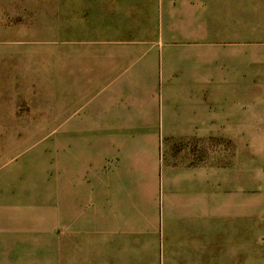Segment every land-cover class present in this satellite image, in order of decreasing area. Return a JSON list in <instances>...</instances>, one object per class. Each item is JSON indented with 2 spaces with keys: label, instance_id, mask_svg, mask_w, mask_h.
<instances>
[{
  "label": "crops",
  "instance_id": "crops-1",
  "mask_svg": "<svg viewBox=\"0 0 264 264\" xmlns=\"http://www.w3.org/2000/svg\"><path fill=\"white\" fill-rule=\"evenodd\" d=\"M64 23L62 54L44 57H62L68 96L45 122L83 112L93 158L69 171L59 224L8 163L17 134L0 88V264H245L241 143L264 158V4L80 0ZM28 65L13 110L22 123L46 113L36 88H57L39 87ZM216 139L234 143L229 165L216 166Z\"/></svg>",
  "mask_w": 264,
  "mask_h": 264
},
{
  "label": "rangeland",
  "instance_id": "rangeland-1",
  "mask_svg": "<svg viewBox=\"0 0 264 264\" xmlns=\"http://www.w3.org/2000/svg\"><path fill=\"white\" fill-rule=\"evenodd\" d=\"M248 1L250 5L264 4L263 0ZM78 4L80 0H0L1 99L6 104L7 135L17 134L8 140L7 160L25 172V184L42 194L40 198L50 201L59 224L63 222L64 203L69 195L68 176L74 175L69 171L74 170L76 176L80 175V171L90 166L93 158L90 149L93 131L79 123L83 112L76 113V118L69 121L64 122L61 114L59 119L54 115V123L45 122L48 116L51 117V110L54 112L56 107L63 105L68 94L62 89V57L58 63L44 55L62 54L67 41L63 32L64 10L68 5ZM22 62L33 66L39 87L45 84L57 86L36 88L35 97L43 103L42 108L46 113L39 114L38 120L28 122L25 119L28 123H22L20 118L13 115L17 103L16 87L20 86L24 75L20 69ZM4 67L7 68L6 89L3 88ZM243 127L248 138L255 126L248 123ZM225 129L235 132L238 126H225ZM212 143L215 145L216 166L229 165L238 152L234 143L221 139ZM197 153L192 149L190 154L194 157ZM256 154L255 140H242L241 171L245 186L241 188V196L246 199L247 231L245 264H264V158L258 159ZM12 158L13 161H10Z\"/></svg>",
  "mask_w": 264,
  "mask_h": 264
}]
</instances>
